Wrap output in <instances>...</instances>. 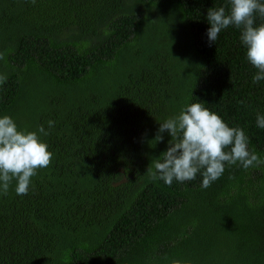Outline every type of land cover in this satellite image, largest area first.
<instances>
[{"label": "trees", "instance_id": "trees-1", "mask_svg": "<svg viewBox=\"0 0 264 264\" xmlns=\"http://www.w3.org/2000/svg\"><path fill=\"white\" fill-rule=\"evenodd\" d=\"M264 2V0H262ZM229 0H0V117L47 131L27 195L0 192V264H264V163L171 186L151 179L194 102L264 160V80L240 29L207 37ZM264 18L256 16V24ZM48 121H54L49 128Z\"/></svg>", "mask_w": 264, "mask_h": 264}, {"label": "clouds", "instance_id": "clouds-1", "mask_svg": "<svg viewBox=\"0 0 264 264\" xmlns=\"http://www.w3.org/2000/svg\"><path fill=\"white\" fill-rule=\"evenodd\" d=\"M35 3V0H32ZM230 7L210 8L207 11V37L215 44L222 30L229 26L240 29V41L246 59L256 69L253 82L264 80V23L256 24V16L264 18L262 0H229ZM4 54L0 53V60ZM7 75L0 73V85ZM256 125L264 129V115L257 114ZM49 128L54 121H48ZM167 131L168 147L153 163L151 179L162 180L171 186L203 177L201 187L207 189L219 179L225 165L240 164L244 169L259 166L264 160L249 149V138L239 127H230L221 116L194 102L184 106L176 116L159 123L154 141L163 140ZM43 126L36 131L20 130L8 115L0 117V192L7 193L15 181V193L27 195L32 178L38 170L50 166L53 153L41 139L47 135ZM173 264H179L174 261Z\"/></svg>", "mask_w": 264, "mask_h": 264}]
</instances>
